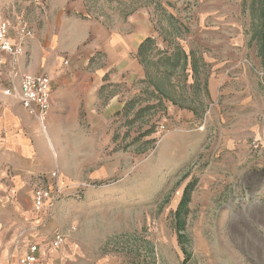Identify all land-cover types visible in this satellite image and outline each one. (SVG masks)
I'll return each mask as SVG.
<instances>
[{
  "label": "rangeland",
  "instance_id": "obj_1",
  "mask_svg": "<svg viewBox=\"0 0 264 264\" xmlns=\"http://www.w3.org/2000/svg\"><path fill=\"white\" fill-rule=\"evenodd\" d=\"M49 6L151 37L116 56L140 77L44 124L0 76V264L31 244L37 264H264V0H0V20L32 39ZM103 43L81 65H109Z\"/></svg>",
  "mask_w": 264,
  "mask_h": 264
},
{
  "label": "crops",
  "instance_id": "obj_2",
  "mask_svg": "<svg viewBox=\"0 0 264 264\" xmlns=\"http://www.w3.org/2000/svg\"><path fill=\"white\" fill-rule=\"evenodd\" d=\"M77 7L49 6L47 16L43 17V29H39V23L32 24L35 34L26 43V56L21 59L19 76L16 78L18 85L20 77L25 73L35 76L51 75L54 80L58 81L55 90L52 81V109L54 112L67 103L89 109L94 103L100 101L99 92L105 85L120 83L121 80L125 81L123 79L125 77L128 80L136 79L137 76L140 77L141 74L135 66L121 70L120 60L116 56L120 57V54H123L124 58L127 59V55L136 53L135 49L142 40L151 37L150 29L145 26L143 30H137L132 35L120 36L114 32L108 34L101 26L87 20L85 11ZM16 29L11 26L12 38L16 36ZM105 38H108L109 47L112 49L109 53V65L97 69L81 65L84 63L87 65L90 58L92 59L97 52L102 50L104 47L103 39ZM80 43L89 45L82 54L74 53L71 64L63 68L62 58L57 52H74L80 48ZM134 45H136L135 49ZM9 75L7 69L3 75L4 82L2 83L7 84L6 79L9 78ZM118 100V96L112 97L110 106L116 105L115 102ZM28 247L20 255L18 264L28 253Z\"/></svg>",
  "mask_w": 264,
  "mask_h": 264
},
{
  "label": "built area",
  "instance_id": "obj_3",
  "mask_svg": "<svg viewBox=\"0 0 264 264\" xmlns=\"http://www.w3.org/2000/svg\"><path fill=\"white\" fill-rule=\"evenodd\" d=\"M30 38V28L27 23L22 22L17 27L16 36L12 38L9 23L0 20V76H3L7 69L10 73L7 79L6 95H12L17 89L15 78L19 75V64L26 56L25 46ZM18 91L21 106L31 117L44 124L52 110L51 78L48 75L24 74ZM50 200V192L42 188L35 191L34 206L37 210L45 208ZM53 239L55 246H59L62 242V236L58 232H55ZM38 252L37 244L29 245L28 253L21 259L20 264H37Z\"/></svg>",
  "mask_w": 264,
  "mask_h": 264
}]
</instances>
